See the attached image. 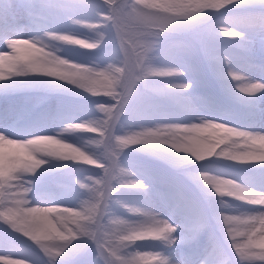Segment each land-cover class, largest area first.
<instances>
[{"label": "clouds", "instance_id": "9594fccd", "mask_svg": "<svg viewBox=\"0 0 264 264\" xmlns=\"http://www.w3.org/2000/svg\"><path fill=\"white\" fill-rule=\"evenodd\" d=\"M258 47L264 0H0V264H264Z\"/></svg>", "mask_w": 264, "mask_h": 264}, {"label": "rangeland", "instance_id": "374dc122", "mask_svg": "<svg viewBox=\"0 0 264 264\" xmlns=\"http://www.w3.org/2000/svg\"><path fill=\"white\" fill-rule=\"evenodd\" d=\"M263 55H264L263 49H260L258 47L257 50H256V58L259 59L260 57H263ZM201 59H202V63H203L202 64L203 66H201V68L205 67V69H204L205 73H204L203 76H199V75H197V76L207 80L208 83L213 87L212 80L208 76L207 63L204 61V59L202 57H200L199 55H197L192 61L193 66H194V68H195V66L197 67L198 66V62ZM197 70L202 72L201 69H197ZM257 74H259V72H257ZM198 90L199 89H197V91ZM23 99H24L23 95L16 96V97L0 96V121H2L4 118H6L8 105L13 100L20 101V100H23ZM54 103H55V98L50 99L49 104L50 105H54ZM262 108H264V104H262ZM145 163L148 165V170H149V174L150 175L152 174V170H155V172L158 173L160 177H163L166 174L168 177H171V180H174L177 185H181V184L185 185L184 188H183V191L188 190V189H189V191H191V186L190 185H186V182H184L181 177L178 176L179 179H177V177H176L177 175L175 173H173L170 169H168L165 165L160 164V163H158L156 161H152V160H146ZM161 171H164V172H161ZM170 195H173V196L178 195L177 190H175V189L171 190L170 191ZM154 199H155V197H154Z\"/></svg>", "mask_w": 264, "mask_h": 264}, {"label": "trees", "instance_id": "16d2710c", "mask_svg": "<svg viewBox=\"0 0 264 264\" xmlns=\"http://www.w3.org/2000/svg\"><path fill=\"white\" fill-rule=\"evenodd\" d=\"M264 57V56H263ZM203 63H202V59L201 60H199V62H198V66L196 67L195 66V68H194V74H196V75H199V76H203L204 75V69H205V67H202L201 68V66H203L202 65ZM197 69H201L202 70V72H200V71H198ZM206 71V70H205ZM203 74V75H202ZM212 84H213V87L215 88V83L212 81ZM177 177V179H179V177L178 176H176ZM164 180H171V177H168L167 175L165 176V178H164ZM187 191H189V189L187 190ZM186 191V192H187Z\"/></svg>", "mask_w": 264, "mask_h": 264}]
</instances>
